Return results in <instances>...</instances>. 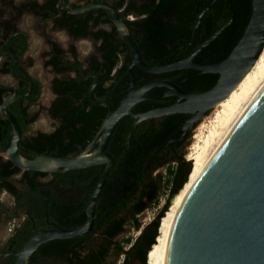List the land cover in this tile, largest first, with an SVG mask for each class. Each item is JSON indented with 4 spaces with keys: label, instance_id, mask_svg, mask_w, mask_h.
<instances>
[{
    "label": "trees",
    "instance_id": "trees-1",
    "mask_svg": "<svg viewBox=\"0 0 264 264\" xmlns=\"http://www.w3.org/2000/svg\"><path fill=\"white\" fill-rule=\"evenodd\" d=\"M129 1L128 5H133L134 0ZM141 1L144 16L126 21L131 37L148 64L162 63L187 55L229 16V7L224 0ZM231 1L234 8L233 20L195 53V59L218 61L227 55L239 38L249 16L251 0ZM121 3L122 0H116L113 5L118 7ZM205 4L209 6L203 12L195 32L197 13ZM94 9H98L100 14H106V18L111 20L107 8L99 7L87 9L88 14L77 22V26L70 27L63 20L60 23L67 24L74 35L89 34L94 39L101 37L100 42L95 45V51L90 52L85 59L89 69L101 78L93 87L92 95L98 100L107 99L111 106H115L128 86L127 66L131 61V52L124 41L112 40L116 33L113 26L110 30L86 29V20L91 17ZM63 14V18L73 15L65 11ZM96 21L98 15L93 16V22ZM193 35L194 41L191 40ZM63 50L53 41L52 55L45 59V63L51 64L57 72L67 70L72 65L77 69L81 60L77 57L74 45L71 43L67 47L72 62L62 58ZM131 70L148 77L151 74L135 64L131 66ZM161 73L168 74L184 90L205 89L214 83L218 75L217 72L200 71L191 67L175 68ZM184 73H189L190 76L179 80ZM84 74L83 72L81 75ZM94 78L91 75L90 78L80 81L78 75H61L51 79L55 96L47 111L56 123L49 131L38 130L32 135L21 137V154L31 156L48 152L73 155L80 151L107 113L106 104H99L89 97L88 89ZM143 79L144 77L137 83ZM159 88L158 85L152 86L149 91ZM151 102L150 98H142L132 109H146ZM36 114L34 111L30 120ZM183 118L181 111H175L161 114L157 122L150 118V122L145 124L146 120L142 119L136 124L129 138L127 133L133 124V116L124 113L119 118L105 146V150L113 158V163L96 199L92 230L78 236L51 238L39 244L33 253L48 255V260L43 261V264H54L57 261L64 264H115L118 256V264H147L148 253L157 242L160 220L171 205L182 201V193L190 180L188 175L190 176L196 163V157L186 158V153L184 157L183 147L178 155H174L168 146L169 136L180 132ZM102 166V163H93L65 170L39 171L18 168L8 159H0V186L10 189L9 191L15 190L4 177L13 171L20 172L28 186L24 193L31 195L36 186L46 187L44 197L49 216L63 227H73L85 219L84 205ZM39 175L44 178L37 179ZM66 183L76 188L77 199L72 205L69 202L62 204L57 197L50 194L52 191L58 193ZM163 190L166 191L162 204L148 221L141 223L138 214L157 202ZM125 225L138 229V232L133 236L124 233L118 237L120 232L125 231ZM32 233L33 231L27 233L24 239ZM24 239L16 249L22 246ZM123 243H127V246ZM33 253L31 259H34ZM14 256L15 254H10L7 262L0 264H11Z\"/></svg>",
    "mask_w": 264,
    "mask_h": 264
},
{
    "label": "water",
    "instance_id": "water-1",
    "mask_svg": "<svg viewBox=\"0 0 264 264\" xmlns=\"http://www.w3.org/2000/svg\"><path fill=\"white\" fill-rule=\"evenodd\" d=\"M62 1L72 12L96 6L109 9L119 37L131 52V61L127 66L128 87L115 106H111L108 100H97L90 95L93 101L107 105V113L89 141L73 155L48 152L31 156L21 154L18 150L21 129L15 116L6 111L5 104L18 95H26V92L14 91L0 102V111L11 124L10 139L3 154L12 165L22 169L52 171L93 163L103 164L84 205V221L73 227L58 224L35 227L22 246L14 251L15 257L11 264H27L38 245L48 239L78 236L92 230L96 199L113 163V158L105 150V146L112 129L124 113H130L134 117L135 125L139 119L153 115L195 111L183 123L184 131L204 117L212 105L228 93L251 66L264 44V0H251L247 22L227 55L212 62L194 58L203 45L233 20L232 1L224 0L229 7L228 18L220 22L190 53L166 62L148 64L142 58L122 17L111 3L91 0L81 6L71 7L67 0ZM208 6L209 4H205L198 11L194 22L195 32ZM194 38L195 35L192 40ZM134 64L151 73L191 67L200 71L217 72L218 75L212 85L199 90H184L174 82L162 78L145 80L135 85L136 75L131 70ZM20 70L27 76L22 68ZM28 82L30 87L29 77ZM153 85L165 86V93L175 94L178 98L167 104L133 110L131 106L148 97L146 91ZM41 159H47L46 162L52 160L55 164L41 166ZM156 264H264V92L197 185L177 224L168 235Z\"/></svg>",
    "mask_w": 264,
    "mask_h": 264
},
{
    "label": "flooded vegetation",
    "instance_id": "flooded-vegetation-1",
    "mask_svg": "<svg viewBox=\"0 0 264 264\" xmlns=\"http://www.w3.org/2000/svg\"><path fill=\"white\" fill-rule=\"evenodd\" d=\"M67 1L71 7H77L91 0H67ZM105 1L111 3L112 5L113 3L116 2V0H105ZM129 2H130L129 0H122V3L118 7H115L118 11V14L122 17L128 31L130 27L126 20L140 19L145 14V11H143L141 8V2H142L141 0H134L133 5H128ZM99 7L102 6H96L90 8H99ZM87 9H84L82 11H75V12L69 11L62 0H0V102L3 100L4 97H6L7 95L11 94L14 91L18 93L26 92V95H18L5 104L6 111L12 113L15 116L19 126L22 123V125L20 126L21 129L20 138L23 137L24 135H32L38 130L49 131L55 125L56 120L47 111V108L49 107L51 100L55 96V92L51 87V79L54 76L78 75L80 81L90 78L91 75L95 76L94 80L90 82V86L88 89L90 98H91L90 95H92L93 87L99 81H101V78L98 76V74H96L95 72L89 69L88 62L87 60H85L86 57L90 54V52L95 51V45H97L100 42L101 37L94 39L89 34L74 35L69 31L67 24L60 23L61 20H63L65 23H69L70 27L77 26L78 25L77 22L81 21L82 17H85V15L88 14L86 13ZM107 10L111 15L109 9ZM64 11L65 13H69L73 15H70L69 17L66 16L65 18H63ZM94 15H98V21L96 22H93ZM24 16L32 17L34 19L33 20L34 24L40 27L39 32L41 33L42 39L44 41V46L43 49L41 50V54H42L41 62L42 65L46 66L51 72L47 82V88L50 96L47 98L44 107L42 102L40 101V99L43 100V97H45L46 99L45 95L41 97L44 91L43 80L39 75H36L30 71V67L33 64V56L31 55L29 50L30 47L29 28H28L29 26L24 22H22ZM86 22H87L86 29L96 30L100 28V29L110 30L111 26L115 28V25L112 21V16H111V20H108L106 18V14L104 13L100 14L98 9L92 10L91 17H89L86 20ZM46 23H48L49 28L55 29L56 31H60L65 34L66 36L65 46H63L59 40L53 37L52 34L46 32L44 28ZM78 39L89 40L93 48L82 58H80L77 55L78 59L81 60V63L77 65V69L75 66L72 65L67 70H64L62 72H57L53 69L51 64L45 63V59H47L52 55L51 47L53 41L64 49L62 52L63 53L62 58L68 59L70 62H72L73 60L72 57L69 55V51L67 50V47L69 46V44L71 43L73 44V42ZM112 40L115 42L121 40V38L117 33V30ZM20 68H22L25 71L27 76L20 70ZM83 72L85 74L81 75ZM134 74L136 75L135 85H138L145 80L161 79V78L168 79L174 82V80H172V78L168 74H162L161 72L151 73L149 77L148 75L145 76V74L144 75L137 73ZM188 76H190L189 73L186 74L184 73V75L180 76L179 80L187 78ZM28 77L31 81L30 87H29ZM143 77L144 79L141 82L137 83ZM153 86H157V85H153ZM158 86H160L158 90L149 91L151 88L150 87L146 91L148 97H144V98H150L152 100V102L149 104L147 108L153 105L167 104L173 102L178 98L175 94L165 93L166 91L165 86L163 85H158ZM140 100H138L137 102H139ZM36 105L39 106L41 105L42 106L41 109H44L47 115L50 117L51 121L49 123L50 127L48 129L36 128L35 130L31 131L30 129L31 124L35 121L36 116L32 120H30V116L34 111H36L35 108H33V106ZM144 109L140 108L139 110H144ZM181 112L184 116L180 124L181 130L177 135L171 134L168 138L169 149L171 150V153H173L174 155L179 154L182 147H184L185 142L188 140L192 128L197 123V121H195V123L192 126L187 127L183 131L182 128L183 123L187 119H189L195 111H181ZM160 116L161 114L149 116L142 119H145L146 120L145 124H148L150 122V118H153V122H157ZM142 119H139L136 122V124L140 122ZM136 124L134 125V117H133V124L131 126V129L127 133V138H129V135L132 132V130L135 128ZM10 135H11V124L9 120L0 111V159L1 160L7 159L3 154V151L8 144ZM20 138H19V144H20ZM19 148L20 146L18 145V150ZM43 178L44 176L41 175L37 176V179L42 180ZM4 180L9 182L15 188V190L11 189L12 191H9L10 189L0 186V193L6 194L8 196V198L4 199L6 202H3L0 198V262L6 263L10 254H15L14 251L19 249V248L16 249L15 247H17L22 242V240L24 239L27 233L32 231L34 232L35 227H48V226H52V224H58V223L55 222V220L49 216L46 210V203L44 197V195H46V187H43L42 185L36 186L35 190L30 195V193L29 194L24 193L25 189H28V186L24 177L23 178L21 177L20 172L13 171L7 173L4 177ZM75 190L76 188L74 185H70L66 183L65 187L62 190L60 189L58 193L52 191L50 194H52L53 197L54 196L57 197L61 201L60 203L65 204L69 202L72 205L75 203L77 199ZM33 254H34L33 256L34 259H31L30 256L27 264H43L44 263L43 261L48 260V255L43 254V256H40L36 252ZM61 262L62 261H57L54 264H59ZM51 264H53V262Z\"/></svg>",
    "mask_w": 264,
    "mask_h": 264
},
{
    "label": "bare ground",
    "instance_id": "bare-ground-1",
    "mask_svg": "<svg viewBox=\"0 0 264 264\" xmlns=\"http://www.w3.org/2000/svg\"><path fill=\"white\" fill-rule=\"evenodd\" d=\"M263 92L264 50L262 47L251 66L243 73L228 93L212 105V109L215 107L213 116H208L202 123L204 128L206 127V133L199 137V141L193 145L192 154L196 157V163L191 174L189 173L190 176L188 175L190 180L182 193V201L171 205L161 218L156 238L157 242L148 253L147 264H156L168 235L177 224L197 185L213 160L231 140ZM45 160H38L41 166L55 164L52 160L47 162Z\"/></svg>",
    "mask_w": 264,
    "mask_h": 264
},
{
    "label": "rangeland",
    "instance_id": "rangeland-1",
    "mask_svg": "<svg viewBox=\"0 0 264 264\" xmlns=\"http://www.w3.org/2000/svg\"><path fill=\"white\" fill-rule=\"evenodd\" d=\"M33 20L34 19L32 17L24 16L22 22H24L25 24H27L29 26L28 27L29 28V38H30L29 50H30L31 55L33 56V64L30 67V71L36 75H39L41 77V79L43 80L44 91H43V94L41 95V97L45 95L46 99H45V97H43V100L40 99V101L42 102L43 107H44V104H46L47 98L50 96L49 92H48V88H47V82H48V78H49L51 72L49 71V69L46 66L42 65L41 50L43 49L44 41L42 39L41 33L39 32L40 27H38L36 24H34ZM44 28H45L46 32L52 34L53 37H55L57 40H59L61 42V44L63 46H65L66 36L63 32L56 31L55 29L49 28L48 23H46ZM73 44L75 46L76 53L80 58H82L85 54H87L93 48L91 42L87 39L75 40L73 42ZM263 50H264V44H263ZM33 108H35L37 115H36L35 121L31 124V128H30L31 131L35 130L36 128L48 129L50 127L49 126V123L51 121L50 117L47 115V113L45 112L44 109H41L42 108L41 105L40 106L39 105L33 106ZM214 108L212 109V107H211L209 109V111L207 112V114L204 117L200 118L197 121V123L195 124V126L192 128L190 136H189L186 144L183 147L184 157H185V153H186L187 158L195 157L192 154L193 145H194V143L199 141V139H200L199 137H202L206 133V127L204 128L202 123L205 121V119L208 116H213ZM158 169L162 170L161 167H159ZM165 191L166 190H163L159 194L157 202L149 205L142 212H140L138 214V218L141 221V223H145L146 221H148L153 216V214L158 210V208L160 207V205L163 202V199L165 196ZM0 198L3 202H6L4 199L8 198V196L6 194L0 193ZM137 232H138V229H134L129 225H125V231L123 233L120 232L118 234V237L121 236V234L123 235L124 233L125 234H131L133 236ZM123 244H124V246H127V243H123ZM119 260H120V256H118V258L116 259L115 264H118ZM59 264H64V263L61 262ZM134 264H137V263L135 262Z\"/></svg>",
    "mask_w": 264,
    "mask_h": 264
}]
</instances>
